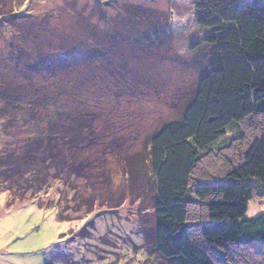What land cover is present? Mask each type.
Listing matches in <instances>:
<instances>
[{"label": "rangeland", "instance_id": "obj_1", "mask_svg": "<svg viewBox=\"0 0 264 264\" xmlns=\"http://www.w3.org/2000/svg\"><path fill=\"white\" fill-rule=\"evenodd\" d=\"M210 33L194 0H0V151L36 139L33 113L46 111L32 105L46 99L74 107L88 129L73 166L81 193L66 185L48 198L73 221L44 206L45 177L24 199L0 186V264H171L153 246L150 140L181 117L208 70ZM76 50L92 63L75 64ZM245 134L248 142L255 131ZM245 141L233 144L235 163ZM258 198L246 219L264 214ZM203 216L193 206L189 222Z\"/></svg>", "mask_w": 264, "mask_h": 264}, {"label": "trees", "instance_id": "obj_2", "mask_svg": "<svg viewBox=\"0 0 264 264\" xmlns=\"http://www.w3.org/2000/svg\"><path fill=\"white\" fill-rule=\"evenodd\" d=\"M194 2L196 22L211 32L205 42L214 54L181 117L150 140L153 246L171 264H264V214L246 219L249 202L264 199V126L255 123L264 120V0ZM75 54V64L92 63L88 52ZM1 87L2 100L12 103ZM37 104L32 106L45 110L46 119L42 112L33 113L36 139L0 151V186L24 199L44 185L45 177L44 188L38 189L46 194L44 206L56 208L61 221H73L62 202L48 198L55 187L60 195L66 185L75 195L81 191L72 183L73 166L88 129L79 122L77 110H67L59 98ZM251 128L255 136L246 142L245 132ZM243 140L246 149L235 163L233 155ZM252 179L259 184L253 185ZM193 206L202 208L205 217L191 224Z\"/></svg>", "mask_w": 264, "mask_h": 264}]
</instances>
